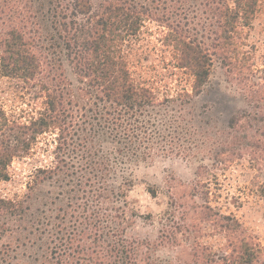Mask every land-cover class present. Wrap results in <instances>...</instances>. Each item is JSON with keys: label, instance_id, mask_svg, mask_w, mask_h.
I'll use <instances>...</instances> for the list:
<instances>
[{"label": "rangeland", "instance_id": "374dc122", "mask_svg": "<svg viewBox=\"0 0 264 264\" xmlns=\"http://www.w3.org/2000/svg\"><path fill=\"white\" fill-rule=\"evenodd\" d=\"M228 1L233 5L234 0ZM183 3L174 18L212 53L210 77L200 95L193 94L192 73L179 66L165 23L146 19L123 47L133 80L152 89L161 102L156 111L166 116L165 134L171 136L155 145L164 152L156 151L146 161L113 162L115 173L95 179L80 155L58 154L56 130L37 134L30 151L8 165L9 177L0 179V198L30 195L25 204L31 208L20 217L0 215V264H43L49 259L44 242L50 236L57 244L64 232L89 227L86 231L96 237L98 219L110 233L108 240L127 250L125 264H208L215 254L232 251L233 237L247 234L264 252V154L253 155L256 139L264 137V0L228 52H215L204 0ZM50 8L49 0H0V36L12 27L24 31L35 41L39 63L34 77L0 70V107L18 123H29L48 107L55 84L51 75L65 80L56 81L65 92L82 96L75 100L77 113L87 103L84 83L66 56L51 49ZM233 116L237 122L231 127ZM5 137L1 130L0 141ZM111 147L104 143L113 157L107 150ZM57 165L51 176L32 182L40 168ZM91 184L106 190L96 191L90 200ZM226 216L237 220L240 230L229 229L232 221ZM37 223L53 235L36 231ZM61 226L65 230L59 235ZM84 243L98 251L105 245L93 239ZM91 255L100 264H114L113 257Z\"/></svg>", "mask_w": 264, "mask_h": 264}, {"label": "trees", "instance_id": "16d2710c", "mask_svg": "<svg viewBox=\"0 0 264 264\" xmlns=\"http://www.w3.org/2000/svg\"><path fill=\"white\" fill-rule=\"evenodd\" d=\"M183 1L185 0H49L51 49L66 56L74 73L84 83V89H81L85 91L83 97L87 103L82 105V112L77 113L74 107H79V104L75 100L82 96L72 93L70 89L65 92L63 85L56 82L65 80L51 75V81L55 84H51L48 107L37 118L29 123H18L6 117L0 107V131H4L6 136L0 141V179L9 177L7 168L13 158L28 153L37 134L49 128L57 131L58 154L63 153L68 157L80 155L95 179H103L111 172L115 173L113 162L131 163L139 159L146 161L156 151L164 152L165 148L155 145L158 140L171 136L169 133L165 134L168 129L166 116L156 111L161 102L152 89L133 80L123 47L130 37L139 32L146 19L165 23L169 30L167 36L179 52V66L192 73L193 94L200 95L210 77L212 53L202 39L191 36L189 29L174 18L179 14L176 10L184 5ZM258 1L234 0L232 5L228 0H204L203 4L209 8V27L213 34L211 37L215 52H218L217 49L228 52L236 48L237 39L242 35L241 28L249 25L254 18ZM161 7L166 10L160 15L157 11ZM34 49V39L27 37L21 29L12 27L0 36V70L5 75L34 77L39 67ZM53 68L51 65V71ZM236 122L233 116L231 127ZM104 143L113 145L107 149L114 154L113 157L105 152ZM256 153L264 154V137L256 139L253 151L255 157ZM59 168L58 165L55 168H40L32 182L38 184L45 178L40 175L51 176ZM92 186L89 191L92 192L90 200L96 191L102 193L106 190L99 184H91ZM262 190L264 191V185ZM28 197L30 195H26L25 199L0 198V215L12 218L22 216L26 210L31 209L25 204ZM226 218L232 221L226 225L229 229L240 230L241 225L237 220ZM102 220L98 219L95 223L96 237L86 231L92 230L89 227L64 232L56 237L59 241L57 244L50 236L44 242L48 249L45 257L49 259L43 264H100L91 255L92 252L97 258L101 255L109 256L114 258V264H125L129 258L127 250L121 243L112 244L108 240L110 233L104 231L106 226L102 224ZM35 230L53 235L50 228L44 227L42 230L38 223ZM62 230L65 227H60L59 235ZM30 233H34V230ZM39 238L43 240L44 237ZM239 238L236 235L230 241V253L215 254L207 263L264 264L261 245L248 234L245 238ZM86 239L105 244L99 245L102 251L92 250L89 243H84ZM99 260L103 262L101 257Z\"/></svg>", "mask_w": 264, "mask_h": 264}]
</instances>
